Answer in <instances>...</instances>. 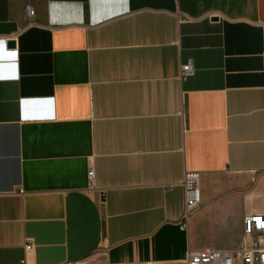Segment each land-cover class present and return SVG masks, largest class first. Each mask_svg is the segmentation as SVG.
<instances>
[{"label": "crops", "instance_id": "0c3cea01", "mask_svg": "<svg viewBox=\"0 0 264 264\" xmlns=\"http://www.w3.org/2000/svg\"><path fill=\"white\" fill-rule=\"evenodd\" d=\"M250 214L264 0H0V264L176 262L238 249Z\"/></svg>", "mask_w": 264, "mask_h": 264}, {"label": "built area", "instance_id": "2783aa9c", "mask_svg": "<svg viewBox=\"0 0 264 264\" xmlns=\"http://www.w3.org/2000/svg\"><path fill=\"white\" fill-rule=\"evenodd\" d=\"M34 11L27 8V17L33 18ZM193 64L186 62L181 66L180 79L191 76L193 74ZM88 184L94 180V172L88 170ZM184 188V215L181 220L188 221L201 208L200 186L198 174L186 173L183 179ZM22 194V191H19ZM185 228V225H181ZM243 233L246 237L244 244L235 250H217L207 248L197 251H188L184 258L176 262L155 263L146 262L144 264H264V216L261 214H250L244 216ZM32 244L28 243L24 246L25 257L18 264H27L26 257L32 252ZM67 264H92L88 258L81 261L69 262Z\"/></svg>", "mask_w": 264, "mask_h": 264}, {"label": "water", "instance_id": "95a60500", "mask_svg": "<svg viewBox=\"0 0 264 264\" xmlns=\"http://www.w3.org/2000/svg\"><path fill=\"white\" fill-rule=\"evenodd\" d=\"M8 44H9V46H11V47L13 46L12 42H10V43H8Z\"/></svg>", "mask_w": 264, "mask_h": 264}]
</instances>
